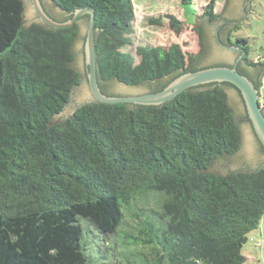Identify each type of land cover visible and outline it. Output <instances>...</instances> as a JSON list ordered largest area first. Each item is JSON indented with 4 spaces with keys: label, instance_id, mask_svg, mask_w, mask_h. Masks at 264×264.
Returning a JSON list of instances; mask_svg holds the SVG:
<instances>
[{
    "label": "trees",
    "instance_id": "obj_1",
    "mask_svg": "<svg viewBox=\"0 0 264 264\" xmlns=\"http://www.w3.org/2000/svg\"><path fill=\"white\" fill-rule=\"evenodd\" d=\"M51 1L66 15L59 21L94 11L104 93L109 81L160 91L210 67L201 66L203 25L195 27L199 52L143 44L136 62L123 50L133 43V0ZM24 12V0H0V264H87L95 252L108 258L101 264H244L242 248L264 215V166L211 170L240 150L241 125L251 124L245 107L236 114L230 105L228 88L243 100L240 91L211 82L160 105L92 102L55 120L82 81L79 24L25 25ZM202 17H219L213 1ZM167 18L180 34L183 22ZM235 45L262 71L246 56L247 39Z\"/></svg>",
    "mask_w": 264,
    "mask_h": 264
},
{
    "label": "water",
    "instance_id": "obj_2",
    "mask_svg": "<svg viewBox=\"0 0 264 264\" xmlns=\"http://www.w3.org/2000/svg\"><path fill=\"white\" fill-rule=\"evenodd\" d=\"M249 2L250 0H226L223 11L214 22L209 23L206 18L198 19V25H203L207 39L204 41L207 51L201 62L204 67L219 61L235 62L241 49L237 46H219L216 33L218 31L219 37L225 41L227 31L247 14ZM24 3L25 25L38 22L58 29L71 27L75 23L79 24V36L74 44L76 58L74 65L83 74V80L81 85L72 90L70 103L65 106L60 114L56 115L55 120L71 116L78 105L80 107L85 103L160 105L191 87L211 82H229L240 91L243 98L242 100L235 88H228L230 105L236 114L244 112L245 107L252 128L264 147V110L260 103L259 88L256 87L250 77L242 74L236 66H210L197 71L184 72L169 82L162 90L151 93H144L150 87L149 85L128 86L113 81L108 87L109 90L122 95H108L102 91L98 81L94 11L90 8H79L72 13L68 20L59 21L54 19L47 10L55 18H63L66 15L50 0H24ZM86 14L89 15L88 23L87 20L82 19ZM261 70L264 75V65ZM252 74L258 76L257 71H252ZM126 93H130V95H123ZM252 128L248 123L241 125L242 146L240 150L233 156L215 161L211 167L212 171L227 173L238 170H255L264 166L262 165L264 155L259 149Z\"/></svg>",
    "mask_w": 264,
    "mask_h": 264
},
{
    "label": "rangeland",
    "instance_id": "obj_3",
    "mask_svg": "<svg viewBox=\"0 0 264 264\" xmlns=\"http://www.w3.org/2000/svg\"><path fill=\"white\" fill-rule=\"evenodd\" d=\"M211 1L214 2L215 13L220 15L226 0H192L193 4H183V0H133L135 7L133 43L125 46L123 50L133 53L136 62L140 59L136 54V47L143 44L169 46L179 43L186 54L199 52L201 42L195 27L198 25V19L203 18L205 6ZM168 15H173L183 22L180 34H176L170 28ZM152 17L162 18L163 24H150L149 19ZM228 37L232 43L236 38L247 39L249 49L246 56L249 61L264 63V0H250L247 14L227 31ZM260 80V103L264 106V75ZM118 249L117 246V255ZM242 252L246 257L244 264H264V215L259 227L250 233ZM107 259L99 258L98 252H95L91 262L87 264H101Z\"/></svg>",
    "mask_w": 264,
    "mask_h": 264
},
{
    "label": "flooded vegetation",
    "instance_id": "obj_4",
    "mask_svg": "<svg viewBox=\"0 0 264 264\" xmlns=\"http://www.w3.org/2000/svg\"><path fill=\"white\" fill-rule=\"evenodd\" d=\"M47 10V9H46ZM47 12L52 16V17H54L53 16V14L52 13H50V11L49 10H47ZM66 16H64L63 18H65ZM55 18V17H54ZM55 19H62V18H55ZM216 39H217V44L219 45V46H222V47H224L223 45H227V46H235V42L234 43H232L231 42V39L228 37V38H226L225 39V41H223L220 37H219V34H218V31H217V33H216ZM236 48V47H235ZM240 52V54L238 55V57H237V59L235 60V62L234 63H228L227 61H219V62H215V63H213V64H211V65H219V66H230V67H233V66H236L237 67V69L240 67V65H243L244 66V68H245V70L248 72V74H245V75H247L248 77H250L253 81H255L256 83L257 82H261V80H260V78H261V76L263 75L262 73V71H260L259 69H254V67H252V66H250L246 61H245V58H244V53L245 52H243L242 50H240L239 51ZM211 65H209V66H211ZM201 66H203L202 65V63H201ZM86 70H87V68H86ZM239 70V69H238ZM242 70V69H241ZM244 69H243V71H245ZM252 71H257L258 72V76H255V75H253L252 74ZM88 72V71H87ZM82 80H83V74H82ZM110 83H111V81H109V82H104L103 83V87H104V89H105V91H106V93H108V94H110V95H122V94H118V93H115V92H113V91H110L109 90V85H110ZM151 92H157L156 91V88H154V87H149L148 88V90L147 91H145L144 93H151ZM123 95H130V93L129 94H123ZM248 123V122H247ZM250 126H251V128H252V125L250 124V123H248ZM252 130H253V128H252ZM253 135L255 136V138H256V140H257V142H258V146H259V149H260V151L262 152V154L264 155V147H263V145L260 143V141L258 140V138H257V136H256V134H255V132H254V130H253ZM262 165H264V162L262 163Z\"/></svg>",
    "mask_w": 264,
    "mask_h": 264
}]
</instances>
